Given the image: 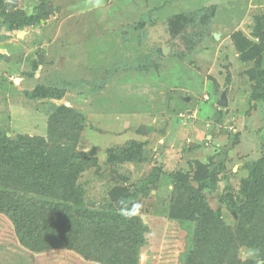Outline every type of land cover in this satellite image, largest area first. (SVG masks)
<instances>
[{
	"label": "rangeland",
	"instance_id": "rangeland-1",
	"mask_svg": "<svg viewBox=\"0 0 264 264\" xmlns=\"http://www.w3.org/2000/svg\"><path fill=\"white\" fill-rule=\"evenodd\" d=\"M0 12V133L16 145L37 138L51 146L48 113L60 105L77 113L74 151L89 164L74 184L89 211L118 208L117 198L129 196V212L145 228L138 264L212 263L190 260L201 220L173 215L180 206L171 177L190 173L198 189L190 179L197 161L216 175L199 201L235 239L245 238L222 198L242 200L243 180L264 149V100L251 99L254 62L235 43L236 34L239 43H260L253 33L256 22L264 33V0H0ZM28 18L33 22L24 23ZM262 49L264 70V37ZM52 87L59 98L45 96ZM223 90L226 107L217 104ZM4 167L2 182L18 174ZM153 172L157 182L142 193ZM10 187L0 186L9 204ZM15 193V204L32 196ZM52 195L36 197L61 202ZM42 215L60 221L59 212ZM92 228L83 232L84 252L65 240L57 246L53 234L47 248L32 250L0 211V264H108L106 236ZM259 228L252 221L244 231ZM249 249L238 244L236 260L219 264H246L255 258Z\"/></svg>",
	"mask_w": 264,
	"mask_h": 264
},
{
	"label": "trees",
	"instance_id": "trees-1",
	"mask_svg": "<svg viewBox=\"0 0 264 264\" xmlns=\"http://www.w3.org/2000/svg\"><path fill=\"white\" fill-rule=\"evenodd\" d=\"M31 22L32 18H28L24 23ZM262 29L263 25L256 22L253 34L259 38L258 44H253L247 39H242L239 43L240 34H236L235 39L237 47L246 53L243 57L254 62L255 67L250 69V76L255 79L251 93V99L255 100H264V70L261 68L264 37ZM157 52L160 53L161 50ZM36 66L34 64L33 68ZM51 89L44 90L45 96L52 94L59 98L61 92L55 94L56 88ZM76 116L79 115L64 105L55 107L48 113L47 139L51 146L37 138L29 144L17 142L16 145L15 141L0 133V168L5 166L4 172L13 170L18 173L5 177L7 180L4 182V179L0 178V186L7 185L9 188L10 185L12 189V197L7 200H14L13 197L17 194L15 192L23 191L32 195L25 196V203L15 204L12 200L9 204L2 195L7 191H1L0 188V211L7 214L13 222L19 243L29 249L47 248L50 243L46 241V237L53 234L56 239L54 244L57 246L65 240L70 246L84 252L87 246L84 242L81 244L83 232L92 226L95 227L92 228L93 233L106 236V244L103 247L108 249V264H138L137 248L146 241L145 228L139 218L129 212V196L125 194L117 198L118 208L110 205L109 210L105 211H89L83 206V193L75 186L74 179L89 161L74 151L79 139L76 129L79 127V120ZM18 139L25 140L23 137ZM56 141H62L64 146L55 145ZM191 167L195 170L190 179L198 184V189L195 190L191 186L190 173H176L171 177L175 190L178 189L175 191V202L180 206L173 211V215L187 219L195 216L201 220V226L195 228V233L198 234L193 240L194 251L190 260L193 261V258L197 257L196 260H207L212 262L211 264L233 261L236 260L235 248L240 244L253 248L256 253L255 258L248 260L246 264L264 262V149L243 180L242 200L236 202L227 195L222 198L227 208L240 217L242 226L239 230L244 232V239H235L221 218L218 215L215 217L209 206L199 201L200 189L213 187L216 175L211 174L208 167L198 161ZM11 177H15L13 181ZM158 177L157 172H153L145 178L142 181V193L147 192L150 186L157 182ZM58 191H62L64 196L58 195ZM47 192L55 194L51 199L61 202H46L36 197L44 196ZM45 210L59 212L57 217L60 221L57 222L54 218V221L49 220V217L42 215ZM252 221H257L262 227L256 235L244 231L245 224Z\"/></svg>",
	"mask_w": 264,
	"mask_h": 264
},
{
	"label": "water",
	"instance_id": "water-1",
	"mask_svg": "<svg viewBox=\"0 0 264 264\" xmlns=\"http://www.w3.org/2000/svg\"><path fill=\"white\" fill-rule=\"evenodd\" d=\"M22 35H23V32H20L18 36H22ZM214 38L217 39L218 35L214 34ZM169 50H170L169 46L162 47V53L164 55H167L169 53ZM217 104L219 106H221V107H226L227 106L228 100H227L226 90H223L221 92L220 99L217 101Z\"/></svg>",
	"mask_w": 264,
	"mask_h": 264
},
{
	"label": "clouds",
	"instance_id": "clouds-1",
	"mask_svg": "<svg viewBox=\"0 0 264 264\" xmlns=\"http://www.w3.org/2000/svg\"><path fill=\"white\" fill-rule=\"evenodd\" d=\"M256 253H255V250L254 249H249L248 252H247V255L249 256H254Z\"/></svg>",
	"mask_w": 264,
	"mask_h": 264
}]
</instances>
